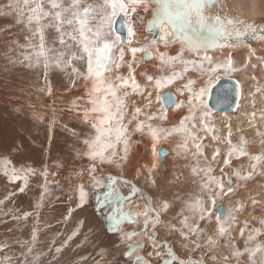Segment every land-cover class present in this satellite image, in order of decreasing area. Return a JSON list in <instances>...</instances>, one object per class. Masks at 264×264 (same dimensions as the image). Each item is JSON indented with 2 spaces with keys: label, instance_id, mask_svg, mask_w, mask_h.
<instances>
[{
  "label": "snow or ice",
  "instance_id": "obj_1",
  "mask_svg": "<svg viewBox=\"0 0 264 264\" xmlns=\"http://www.w3.org/2000/svg\"><path fill=\"white\" fill-rule=\"evenodd\" d=\"M152 5V10L149 12V7ZM137 8L149 13L147 18V30L153 31L159 29V40L167 47L169 44L179 42L181 45L180 51L176 56H169L165 59L163 53H159L161 61V71L164 66L169 69L173 68L174 62L182 64L183 70H172L170 75H161L154 78L152 75H146V80L152 82L155 80L157 89L155 99L159 103V108L154 112L145 111L150 109L152 104L153 93L147 92L145 104L143 108L136 106L133 101V111L128 112V98L132 93L144 95L141 85L136 81L133 65L136 63L135 56L137 52H146L147 55H152L151 45L157 43L156 39L149 41L142 47H131V39H129L128 47L130 48L133 59L127 61L128 76L125 77L119 74L121 62L125 57V44L118 29L113 28L114 23H121L126 27L128 37L135 35L133 25L135 20L131 14L136 13ZM228 8L221 3V0H103V3L98 5L84 4L83 0H7V3L0 5V16L13 17L16 24H24L27 31L31 34L25 36L27 43L21 45L18 41H13L17 48H23L26 51L21 53L22 58H9V62L13 65L19 63L27 68L43 67L45 77L50 65L56 67H68L72 60H85L86 57V74L81 73L79 69L73 68L72 71L83 76L86 81L91 82V86L87 88V105L82 109L83 122L88 124L93 133H90L82 140L85 146L83 151L76 150L77 156H84L89 159V164L86 169H81L77 172V176H83L86 171L89 177L87 185L77 183L73 188V193L76 197V207H82L87 203L90 195L94 193L98 208H102L106 203H112L110 214L107 216L113 230H117L120 234V241L125 246L123 256L127 257L126 264H229V256L216 254L219 244V238L228 236L229 239L225 242V247H230V255L238 259L243 253L236 248L234 241L231 239L230 229L231 224L236 222V212L244 209L243 203L237 201L234 206H230L226 214L218 200H222L229 194H234V188L231 186L229 179L225 191L224 181L213 175V162L218 163V157L221 155L219 147L212 150L211 160L205 154V145L198 131L209 133L214 125L208 123V118L211 113L204 101V96L207 95L215 83H218L220 77L216 76L217 70L224 68L226 72L236 71L232 67L233 60L231 56L224 62H214L213 58L207 53L210 49L228 47H236L243 41L249 32L257 33L258 27L264 29V24L257 26L254 22L238 18L234 15L227 14ZM123 14L122 21H117L116 17ZM136 19L143 21L145 17L137 15ZM8 28L11 25L6 26ZM47 29L54 30L52 35V43L58 41L61 49L56 50L46 47L45 31ZM39 42L33 43L36 38ZM264 41V35L257 37ZM72 41L69 43L68 41ZM232 41V43H229ZM74 45L76 50H73ZM186 50L195 54V59H183V53ZM31 49V51H27ZM12 49L9 47V52ZM119 56H116V52ZM204 53L201 56V53ZM54 53V54H53ZM79 53V54H78ZM250 55H255L254 50H250ZM257 60L264 62V58L256 57ZM207 62V67L205 66ZM196 68L206 79L201 81L202 86L198 89L192 85L196 81L189 79L182 88H177V92L183 94L185 91L188 94L187 100H177L171 93H162L159 90L167 84H172L173 81L182 78L183 73L188 71V66ZM255 67V65H253ZM113 68L116 70L113 73ZM109 73V75H105ZM74 86L75 81H72ZM131 88V92L128 88ZM239 88V85H237ZM257 92L261 88L256 89ZM49 94L51 88H48ZM239 94V93H238ZM82 99L80 97L77 100ZM223 98L218 95V103H222ZM174 105L176 109L188 106V115L181 119L179 127H174L171 130H166L159 126H154L149 121L154 119H167V106ZM73 107L79 111L76 101H73ZM19 111V109H16ZM199 113V120H196V114ZM144 116L145 120H140L139 117ZM127 119V123L125 120ZM192 120L191 127L188 126V121ZM135 123L134 131H143L147 127L152 140L153 155H157L156 143L161 138V133L170 135L172 131L182 133V143L179 145L183 149L185 155H191V158L197 161V164L191 168L194 176H198V180L193 183L198 185V191L189 194L188 199L182 201V207L177 218H179V227L172 220L163 219V215L167 214L171 204L167 200H157L155 203L150 197L143 194V189L139 188L135 182L132 183L131 190L127 196L121 194L113 181L118 178L108 174L105 184L98 175L101 173L104 165L115 166L121 168L128 161V155L131 148V134L129 133V125ZM54 123V121H53ZM199 126V129H198ZM76 135L75 130H71ZM229 136L231 131L229 130ZM215 141H220L221 137L212 135ZM189 142L195 151L189 149ZM230 147L227 154L223 157V165H231V157L233 154L238 156H248L249 153L243 147L232 145L231 140L228 141ZM264 145V140L261 141ZM179 154V153H178ZM203 158L204 165H200V160ZM251 160H264V153L260 155L250 156ZM11 161L7 158L0 160V165H3L4 174L10 181L23 179L27 186V174L33 173L34 169L8 168ZM156 167L153 164L148 168V182L156 185V180L152 177V171ZM252 171L246 174H241L239 170H235L233 175L238 180H248L253 177V173L257 167L256 164L250 165ZM220 171L224 174V168ZM139 174V170H137ZM45 177L44 192L41 196V201L37 204V208L43 206L44 194H51L47 186V168L41 173ZM264 175V173H260ZM53 175H55L53 173ZM226 175V174H225ZM124 184L129 183L127 179L122 181ZM239 186V185H238ZM106 188V191L100 192L99 189ZM19 191L23 192L24 187ZM12 194L0 200L2 206L6 199ZM139 198V199H137ZM180 199L179 197H176ZM72 199V196L69 197ZM132 201H136L132 203ZM141 201L143 203H141ZM252 204H256L257 200L252 198ZM127 204V206H125ZM215 210V219L217 230L215 236L207 235L206 229L200 226V221L206 223L211 222L213 212ZM74 209H68L70 216ZM13 213V209L8 212H0V215H8ZM32 213L24 212L22 216L12 215L14 221L19 222L21 219H27ZM37 219L39 213H36ZM67 219V217H65ZM190 220L192 222H190ZM81 223H83L81 221ZM134 225L135 227L124 228L123 225ZM264 225V219L260 221ZM164 227L169 233H178L180 239L178 243L184 249H204L199 255V259L189 255L186 259L181 258L175 252L173 246L168 240H159L157 229ZM247 227V221H245ZM11 231V230H10ZM78 231V230H77ZM255 234H259L260 229H254ZM72 235H76L73 232ZM241 235H244V229H241ZM133 237L137 239L133 240ZM72 236L68 237L71 240ZM255 236L250 232L247 236L244 252L249 255V264H257L254 259L256 253L261 254L259 264H264V245L259 243L254 247L248 246V241H253ZM201 240L204 243H201ZM21 247L20 264H45L41 259L42 253L36 251L38 242L37 229L33 227L30 240L16 241ZM55 243V242H53ZM66 243V242H65ZM8 247L6 242H0V250ZM149 249L145 255V249ZM56 253L61 252V247L55 248ZM13 257L5 256L0 260V264H12ZM60 264V261H56Z\"/></svg>",
  "mask_w": 264,
  "mask_h": 264
},
{
  "label": "bare ground",
  "instance_id": "obj_2",
  "mask_svg": "<svg viewBox=\"0 0 264 264\" xmlns=\"http://www.w3.org/2000/svg\"><path fill=\"white\" fill-rule=\"evenodd\" d=\"M221 3L227 6L228 8L227 14L234 15L238 18L245 19L250 22H254L257 26L264 24V0H221ZM152 4H154V0H152ZM138 10L140 12H136L131 15L132 19L135 20L134 24H136V25H133V30L135 32V35L131 37V47H138V48L142 47L153 39H156L157 43L155 45L150 46L151 52H152V55L150 56L147 55L146 52L136 53V56H135L136 63L133 65V67L136 69L135 76L139 75L141 77L140 81L142 83L140 85L142 87V90L144 91V95L142 96L139 93H132L130 95V97L128 98L129 114H131V112L133 111V103H132L133 101L135 102L136 106H141L143 108L145 104L147 92L149 91L153 93L152 104H151L150 109H144V110L149 111V112H154L159 108V103L155 99V95L157 91L154 85L155 80H153L152 82H148L146 80V75H144L143 73H147L148 75H152L154 78H156L161 75H165V76L170 75L172 70L182 71L184 67L182 64H180L177 61V62H174L172 69H169L167 66H164L163 71H161V67H160L161 61L159 59V53H163L165 55V59H167V57L169 56H176L177 53L180 51L181 45L179 42H177V43L169 44L167 47H165V45L159 40V36H160L159 29H155L153 31L147 30V18L149 17V13L145 12L143 8H137V11ZM151 10H152V5H150L149 7V12H151ZM141 11H144L145 13H141ZM137 15L145 17V20L140 21L136 19ZM255 17H258L259 19L257 21H254ZM0 18L2 22L7 24V26L10 25L7 23V20H9L8 17L0 16ZM21 26L22 28L26 29L24 24H20V28ZM117 28H118L117 23H114V29H117ZM262 30L263 29L258 27L257 33L254 34V33L249 32L245 37L241 38L243 42L237 45L236 47H228L227 45H225L223 48L210 49L207 53L209 56L213 58L214 62L215 61H218V62L226 61L229 58V56H231L233 60L232 67L236 69V71H232V73L234 74V77L225 75V77L221 78L218 82L220 83L222 80H225V79L235 80L236 83L239 85L240 91H241L240 99L238 101V104H236V107L234 110H231V111L214 110V108H212L209 105V102L212 97L214 87L219 84V83H216L210 89L209 93L205 95L203 98L207 104L208 110L211 113L210 117L208 118V123L210 125H214V128H212V130L207 134L204 133L203 131H198V134L204 137L202 142L206 146L205 154L208 156L209 160H211L212 150L214 148L219 147L221 149V155L217 158L218 163L217 162L212 163V167L214 169L213 175L220 177L224 181L225 191L227 187L229 186L227 185L229 179H231V186L234 188V194H229L228 196H225L222 200H218L217 203L222 205L223 210L225 211V214H226L227 209L230 206H234L237 201H240L244 205V209L242 211L235 213L237 219L235 223L231 224V229H230L231 239L234 241L236 248H238L243 253V255L239 257L238 262H237L236 257L230 255V251H231L230 247L224 246L225 242L229 239V237L225 236V237L219 238L220 246L218 247L216 254L218 256H220L221 254L228 255L229 264H248L249 263L248 262L249 255L248 253L244 252V248L246 246V240H247L248 234L250 232H252L253 235L255 234L253 232L254 229H260V232L258 235L255 234V239L253 241H248V246L254 247L255 244L257 243L264 245V225H261L260 223V221L264 219V175L260 174V173H264V160L257 162V161L250 159V156L260 155L261 153H264V145L261 144V141L264 140V89H261V91L259 92L256 91L258 87L262 88L260 85L262 82H264V62H261L257 60L256 58V57L264 58V41H261L257 38L260 35H264ZM53 32L54 30L52 29L46 30V34H45L46 47H51L50 39H52ZM119 34L122 36L123 42H125L128 38L126 27H125V35L121 34L120 31H119ZM30 35L31 34H29L28 36ZM38 42H39V38L37 37L33 41V43L38 44ZM25 43H27V41H25ZM229 43H232V41L231 42L229 41ZM55 44H57L56 46H58V48L55 47L57 48V50H62L59 43L56 42ZM55 44L53 43V46ZM128 44H129V39L127 43L125 44V57H124V61L121 62V68L119 69V74L125 77H127V74H128V69H127L125 62L131 61L133 59L130 48L128 47ZM11 45H12V41L8 43H2L1 41L0 53L1 51H3L5 52L4 54H7L9 51L7 53L6 51L9 50V47H11ZM13 50H15V48ZM250 50H254L255 55H250ZM27 51H31V49H27ZM8 55H11V54L8 53ZM200 55L203 56L204 53L202 52ZM116 56L117 57L119 56L118 51L116 52ZM14 58H15V55H14ZM195 58H196L195 54L188 52L185 46V51L183 53V59L190 60V59H195ZM6 61H7L6 59L2 61L4 63V68L3 69L0 68L1 75L2 73L3 75H5L6 73L8 76H11L10 78H17L19 76L17 73L19 70H21L22 65L17 63L14 65L15 67H12V65H8V63L6 64L5 63ZM75 63L76 62H74L73 64ZM206 63L207 62H205V66H206ZM238 63H241L242 65L240 69H237L236 67ZM253 65H255V67H253ZM188 68L190 69H188L187 72L183 73L182 78L176 80L177 83L173 82L172 84H170V87L162 88L159 91L160 92L162 91V93H165V94L166 93L173 94L177 102L180 100H187L188 98L187 92L185 91L183 94H180L179 92H177V88H182L183 85L186 84L189 79H192L196 81V83L194 84L195 86H192V87L198 89L200 86H202L201 81L203 79H206V76H202L201 73L193 66L189 65ZM23 69H25V71L27 70L26 75H28L27 78H25L26 76H23L24 78L21 79V81L22 80L23 82L25 81V84L19 85L16 82V79L15 81L13 79H10V82L7 81L6 83L7 85L12 87V90H18L21 93H16L14 95H5V96L0 97V102L2 104L0 106V111H1L0 112V160H3L5 158L10 160L11 164L8 165L9 169L13 167L16 168L17 170L28 169L30 167L21 168V164L32 165L31 168L34 169V174L33 173H23V172L20 174L22 176L27 174V184L30 185V182L33 183L34 181V185L39 192L35 194L34 192L35 188H32V186H29V185L25 186L23 179L16 180V181H10L9 178L4 174L3 165H0V200H4V198L8 196L10 193L12 194L10 198L5 200V202H7L8 205L0 206V212H8L9 209H13V213H9L6 216L5 215L0 216V242H6L8 245L6 249L0 250V260H3L5 256L13 257L12 264H20L21 247L16 241L30 240L33 227L37 229L38 242L36 244L35 250L39 252L41 251V248L47 246V244L52 245L51 239L53 235L55 233H56L55 235H57V233L60 231V228L58 226L51 228L53 231L52 233L49 229H44L46 225L44 223L45 218H46L45 216L48 213L47 214L44 213L45 207L42 206L40 208H37L36 206V204L41 201V196H42V193L44 192V188H43L44 182L41 179H45V177L41 173L44 171L45 165L41 167L40 164H35L32 160L27 159L24 156L18 155V150L16 149V146L14 145V139L11 141V144H10V134H12V128L14 124L13 118L17 113L16 98L18 97L24 98L27 100L25 101V104H29L28 100L32 101L34 94H45L46 93L45 86L47 88L50 87L51 92L57 89L60 85L58 82V77L60 76L59 69L60 70L65 69L67 77L71 76V79H69L71 81V84H72V81H75L76 79V76H74L73 72L68 67H63V66L56 67L54 64H52L47 70L48 79L46 83H42L41 81L39 84H37V86H35V83L37 81L36 79L38 78H34V76L32 75V72L34 69H37V71H40L41 67L34 68V69L33 68H27V69L23 68ZM37 71L36 73H39ZM115 72L116 70L113 68L112 74H115ZM20 75L22 76L24 74H20ZM105 75H109V73H105ZM73 88H76L78 92L79 89L76 87V85H74ZM35 89H36V92L34 91ZM128 89H129V92H131V88L129 87ZM245 89L247 93L251 96L246 97ZM29 94L30 96L28 97ZM244 102L248 103L249 108H246L243 105ZM55 103H56V98L52 94L48 100V106H49L51 113H50V117L48 116L49 118L46 117V123H53L54 118L52 117V115L55 116L56 114H59L65 117V115L62 114L60 109L58 111H55L53 109ZM188 114H189L188 106H184L179 109H176L174 105H171V106L168 105L167 106V119L160 120L157 118L152 121H149V123H152L154 126L162 127L166 130H171L174 127H179L181 119L187 116ZM127 119L128 118L126 117L125 123H127ZM139 119L145 120L146 118L144 116H140ZM195 119L199 120L198 112L196 114ZM59 123L67 126V124L62 120V118L59 119ZM135 123L136 122L134 121L131 125H129V133L131 134V148L129 151V155L130 156L138 155L139 157L141 156L142 163L140 164L137 163L138 162L136 161L137 159L133 160V158L136 157V156H133V158L131 157L127 161L126 164L122 165L121 168H116L115 166H111L110 169L107 168L108 171L111 170V172H113V171H116L114 169H119L120 170V171L118 170L119 174H121V172L122 174H124L123 177L119 176L121 180L127 179L131 181L132 183L133 181L135 182L137 181L139 183V186L144 188L145 191L149 192L150 183L148 182L147 179H146V182H143L142 175L145 174L146 177H148L149 175L148 168H150L153 164H156V167L152 171V177L156 180L155 189H158V188H162L163 190L172 189L174 191L178 189L181 192L185 190L184 193H182L181 195H178L179 197L182 198L181 199L182 201L184 199H188L189 194L197 192L198 185L194 184L193 181L198 180L199 177L194 176L191 172V168L197 164V161L192 159L190 154L185 155L183 149L179 147V145L182 143V133L175 132V131H172L170 135H165L161 133V138L156 143V149H157V155H155L157 158L156 160L155 156L154 155L151 156L148 151L149 148H152L153 140H152V137L147 127L145 126L143 131L137 132L133 130L135 128ZM187 123H188V126L191 127L192 120L190 119ZM88 128H89V125H83L81 128H76L75 133L77 135H74L73 132L69 130L68 133L72 136L75 147L65 149V151H63L61 148L55 149L58 156H54L55 159L53 158L54 161H52L54 163L53 165H46L47 168H50V169H47L48 174L51 173V171L53 172L54 170L59 169L60 163L68 162L69 160H67V157H70L75 154L72 158L76 159V156H77L76 150H80L82 146H84L82 144V140L85 138V136H87L90 133L87 131ZM65 129H67V127ZM198 129H199V126H198ZM229 130L231 131V136H229ZM63 131L64 129L61 130V132ZM136 133H138V136H136ZM69 134L66 133L65 135H69ZM214 134L220 136L221 140L220 141L213 140L211 137ZM229 140H231L232 145L240 146L241 144H243V147L249 153V155L248 156H238L237 154L234 153L233 156L231 157V165L224 166L223 157L224 155L227 154L228 148L230 147L228 143ZM138 144H141V145H138ZM189 149L191 151H195V149L192 148L191 146V142H189ZM137 150H142L143 152L139 153ZM253 163L256 164L257 167L251 179L238 180L237 177L233 175V172L235 170H239L242 175L246 174L248 171H252L250 165ZM134 164L136 165L134 167H131V165H134ZM200 165L201 166L204 165L203 158H201L200 160ZM221 167L224 168V174H222L220 171ZM137 170H139V174ZM104 173L105 175H107L108 172L106 173L104 171ZM49 177H51L49 181L52 184V186L51 185L50 186L54 187V188L49 187V189H50L51 194L54 195L58 191V186H59L58 180L56 177L54 176L52 177V175ZM174 178L176 179V181L179 179H182L183 181L181 180L182 181L181 183L174 182ZM168 182H170L171 185L170 183L167 184ZM164 183L166 185H163ZM175 184L177 185L179 184L180 187H177V188L174 187ZM168 186H172V188ZM21 187H24V191H25L24 198H22V196L19 195V192H20L19 189ZM145 191H143L144 196L151 197L153 195L154 203L157 200H160V198L156 197V191L149 192V193ZM35 196H38L39 200H36ZM48 196L49 194H46V193L44 194L43 204L45 203L44 201L46 198H48ZM172 196L163 197L162 199L167 200L169 202H173ZM252 198H255L257 200V203L255 205L252 204L251 202ZM93 202H94L93 210L87 212L86 209H83L82 211H78L77 213L73 214L70 219L74 222L75 220L78 219L80 214L85 215L84 217L85 225L83 226V228L81 226V228L84 230L87 229L88 226L91 225V224L89 225V221H93L92 219L96 220V223L98 222L99 225L101 226L100 228H102L101 232L98 233L100 235L101 233L104 232L103 230L104 228L102 226L103 218H101L102 215H100V209L96 207L97 203H96L95 198H93ZM170 209L168 211V214H165V215L167 216L169 214L170 215L172 214V216L169 219L172 220V222L174 223L175 220L173 219L176 218L178 210L176 206ZM23 210H26L25 212L32 213V215H30L27 219H21L19 222L14 221L12 219V215L15 214L17 216H22L21 214L19 215V213ZM37 212L39 213L38 219L36 216ZM51 217L52 219L57 220V218H59L60 216L51 215ZM245 221H247V227H245ZM177 222L175 221L176 226L177 224H179V222L178 223ZM190 222L192 221L190 220ZM200 226L206 229L207 235L215 236V233L217 230L215 210L213 212L211 222L206 223L204 221H200ZM128 227L131 228L130 226ZM242 228L244 229L243 236L241 235ZM160 231L163 237H170V238L174 237L175 239L179 240L177 238L179 237L178 233L176 234L169 233L168 229L164 227H160ZM82 233L85 234V232H82ZM105 238H109L108 244L107 243H104V244H106L105 247L110 251V247H111L110 238H111V241L112 240L114 241V242L112 241L113 246L116 245L115 244L116 239L113 234H110V235L105 234ZM89 240L91 241H87L84 243L82 242L80 247H82L83 249H90L91 251V248L94 247L93 246L94 241H92V239H89ZM93 240H95V236ZM61 242L56 243V246L54 245L52 252L46 255L45 260H44L45 264H56V260H58V257H57V253L55 252V248L57 247V245L62 244ZM201 243L203 244L204 241L201 240ZM175 245H176L175 252L177 253V255L179 254L183 255V257L184 256L188 257L189 255H192L194 251L197 253V258L199 259L198 254L204 250L203 248L202 249H192V248L184 249L183 247H180L177 244ZM101 249H104V248H101ZM67 258H69V256H67ZM77 258L67 259L66 264L78 263ZM254 259H256L257 264H259L260 259H261V254L256 253ZM119 263H120V260H119ZM122 263L126 264V261ZM60 264H63V263H60Z\"/></svg>",
  "mask_w": 264,
  "mask_h": 264
},
{
  "label": "rangeland",
  "instance_id": "obj_3",
  "mask_svg": "<svg viewBox=\"0 0 264 264\" xmlns=\"http://www.w3.org/2000/svg\"><path fill=\"white\" fill-rule=\"evenodd\" d=\"M6 3H7V0L0 1V5H4ZM83 3L84 4L98 5V4L103 3V0H83ZM139 10L136 12H140ZM141 13H145V12L141 11ZM132 14H134V13H132ZM8 18H9V20H7V23L11 25L10 28L6 27L7 24L2 22L1 18H0V40L2 41V43H8L11 41L12 42L18 41L19 44L23 45L26 41L25 36H28L30 33L27 31V29L22 28V26L20 28V24H16L15 19L13 17H8ZM117 18L118 17H116V20H117ZM134 25H136V24H134ZM113 28H114V24H113ZM45 34H46V31H45ZM1 41H0V43H1ZM127 41H128V38L124 42V44H126ZM68 42L72 43V41H70V40ZM57 43H58V41H57ZM56 45L57 44H55L53 46L52 39H50V46L51 47H49V48L54 47V49L57 50L58 46H56ZM55 47H57V48H55ZM14 48H15V50H13ZM11 49H12L11 52H8L9 50H7L6 53L8 52L9 54H11L13 56L8 55V53L4 54L5 52L1 51V53H0V60H1L0 61V68H2V69L4 68V63L2 62V61H4V59L7 60L5 62L6 64L8 63V65H12V67H15L13 64H11V63L9 64L8 58L14 57V55H15V58L20 59V58H22L21 53L26 51L23 48H17L14 43H12ZM73 50L74 51L76 50L75 46L73 47ZM13 52H14V54H13ZM3 56H4V58H3ZM6 56H7V58H6ZM8 56H10V57H8ZM74 62H76L75 63L76 66H75V64H73ZM145 62H147V61H145ZM215 62H218V61H215ZM222 62H224V61H222ZM206 66H208L207 63H206ZM236 67H237V69H240L242 67L241 63H238L236 65ZM23 68L27 69L26 66L22 65L21 70H19L17 73L20 77L17 75L18 76L17 78H10L11 76H8L6 73H5V75H3V73L1 75V73H0V97L5 96V95H14L16 93H21L18 90H12V87L7 85L6 83H7V81L10 82V79H13L14 81L16 79V82L19 85L25 84V81L23 82V80L21 81V79L24 78L23 76H26L25 78H27L28 75H26L27 70L25 71V69H23ZM68 68L71 71L73 68H77V69H79V71L81 73L86 74V57H85V60H72L71 64L68 66ZM188 69H190V68H188ZM36 71H37V69H34L32 72V75L34 76V78H38V79H36L37 81L35 83V86H37V84H39L41 81H42V83H46V81L48 79V75L45 77V72H44L43 67L41 66L40 71H37L39 73H36ZM59 71H60V76L58 77V82L60 85L57 89L52 91L50 94L48 92V88L45 86L46 93L45 94H34L32 101L28 100L29 104H25V101H27V100L24 98H20V97L16 98V101H17L16 108L19 109V111H17L16 115L13 118L14 124H13V128H12V134H10V144H11V141L14 139V145L16 146V149L18 150V155L24 156L27 159L32 160L35 164H40L41 167H43L45 165L46 168H47L46 165H53L54 163L52 161H54V159H55L54 156H58L55 149L61 148L63 151H65V149L75 147L73 138L68 133L69 130H73V129L75 130L76 128H81L83 125H88V124L84 123L82 120V109L86 106L90 107V105H87V103H86V101H87L86 93H87V88L91 86V82L86 81L83 78V76L78 75L77 73H74L72 71L74 76H76L74 85H76V87L79 90L81 89L80 91L78 90V92H77V89L73 88V86H72L73 84H71V81L69 80V79H71V76L67 77L65 69H63V70L59 69ZM20 74H24V75L21 76ZM225 75L226 76L229 75V76L234 77V74L232 73V71L226 72L224 68H220L217 70L216 76H219V77L221 76L220 79L225 77ZM173 82L177 83L176 80ZM26 83H28V82H26ZM192 86H195V85H192ZM260 86L262 87L261 89H264V82H262ZM167 87H170V84L166 85L164 88H167ZM34 91L36 92V89ZM245 91H246V89H245ZM52 94L56 98V103H55L53 109L55 111H58L60 109L62 114L65 115V117L62 115H59V114H56L57 116L52 115V117L54 118V123H46V117H48V116L50 117V113H51L49 106H48V100ZM82 94H84V95H82ZM245 95H246V97L251 96L247 93V91H246ZM29 96H30V94L28 95V97ZM78 97H80L82 99L77 100ZM73 101H76V104H77L78 108L80 109L79 111L77 110V108L73 107ZM18 103H20V104H18ZM1 105L2 104L0 102V106ZM243 105L246 108H249V105L247 102H244ZM212 112H213V110H212ZM60 116H62V117H60ZM61 118L67 124V126L59 123V119H61ZM53 124H54V126H53ZM66 127H67V129H65ZM53 128H54V130H53ZM63 129H64V131L61 132V130H63ZM87 131L90 133L94 132V130H92L90 128V126L87 129ZM66 133L69 135H65ZM87 136H85V138ZM136 136H138V133H136ZM169 143H170V141H169ZM138 145H141V144H138ZM84 148H85V146H82L80 151H83ZM137 151L139 153L143 152L142 150H137ZM148 151H149V154L151 156H153L152 148H149ZM74 155L67 157V160H69L68 162L60 163L59 169L54 170L53 172L51 171V173H49L47 176V179H48L47 180V186L48 187L54 188V187H51L52 184L49 181L51 178L49 176H51V175H52V177L54 176L57 178L59 186H58V191L56 192V194H54V195L50 194L48 196V198H46L44 201L45 202L43 204V207H45L44 213L50 214V215L45 214L46 218H45L44 223L46 225L44 224L45 225L44 229H49L52 233L53 231L51 228L58 226L60 228V231L57 233V235H55L56 233L53 235V237L51 239L52 245L47 244V246L41 248V251H40V252H42L41 259L44 261L46 255H48L49 253L52 252L54 245L56 246V243H59L62 240L61 243L63 245L62 244L57 245V247H61V251H62L60 253H57L58 261H60V263L66 264L67 259H69V258L73 259V258L78 257L77 258L78 263H76V264H89V263L90 264H111V263L112 264H124L122 262L127 261V257L122 255V253L125 251V246L120 241L119 232L117 230H113L110 222L107 219V216L110 214L112 208L114 207V205L112 203H106V204H104V206L102 208H99L100 209V215H102L101 218H103L102 219V221H103L102 226L104 228L103 229L104 234L103 233H101L100 235L98 234L99 232H101L102 228H100L101 226L99 225L98 222L96 223V220H94V219H92L93 221H89V225L90 224L91 225L88 226L87 229H85V230L82 229L83 226L85 225V220H84L85 215L80 214V216L78 217L79 220L77 219L74 222L70 219L73 214L77 213L78 211H82L83 209H86L87 212L93 210V203H94L93 198H95V190H94V193L90 195V198L88 199L86 204H84L82 207H76L77 200H76V197L73 193L74 186L77 183H81V182L84 183L85 185H87L89 182V177H88V174L86 171L84 172L83 176H77L76 173L81 171V169H86L90 161L87 157H83V156H76V159H74V158H72ZM133 156H136V157L133 158ZM133 156L129 155L128 160L132 157L133 160L137 159L136 160V161H138L137 163H139V164L142 163L141 156L140 157L138 155H133ZM155 159L157 160L156 156H155ZM126 163H124V164H126ZM136 164L131 165V167H134ZM22 167H30L31 168L32 165L21 164V168ZM110 167H111V165H104L101 173L98 175V178H100L105 184H107L108 183L107 175L108 174L114 175L115 177L118 178L116 181H113L116 184V187L120 190L122 195L127 196L128 192L131 190L132 182L128 180V182L130 184H128V183L124 184L122 182L123 180H121L119 178V176L123 177L124 174H122V172H121V174H119V171H120L119 169H114L116 171H113V172H111V170L108 171V169H110ZM47 169H50V168H47ZM105 169H107V170H105ZM104 171L106 173L108 172L107 175H105ZM52 173H54L55 175H53ZM142 176H143V182H146V179H147L146 175L143 174ZM41 180L44 182V186H45V183H46L45 179H41ZM181 180L182 179H179L176 181V179L174 178V182L181 183L183 181V180L182 181ZM133 182H135V181H133ZM31 183L32 182H30V185L29 184H27V185L32 186V188L36 189V190L34 189L35 194L38 193L39 191L35 187L34 181L32 184ZM135 183L139 188H141V189H143V191H145L144 188L139 186V183L137 181ZM169 183L170 182H168L167 184H169ZM124 185H126V186H124ZM163 185H166V184L164 183ZM170 185H171V183H170ZM175 185H174V187H176V188L180 187L179 184L178 185L175 184ZM227 185H229V184H227ZM168 187L172 188V186H168ZM106 190H107L106 188L99 189L100 192H103ZM149 190H150L149 192L156 191V197L160 198V200L163 197H169V196L173 195L174 196V197L172 196L173 202H170V204H171L170 208L176 206L177 210H178L177 213L180 212L181 207H182V200H181L182 198L179 197L178 195H181L182 193H184L185 190H183L181 192L178 189H176L175 191L172 189H170V190L169 189L163 190L162 188L155 189V186H152L151 184H150ZM24 192L25 191L19 192V195H21L22 198L25 197ZM145 192L149 193L148 191H145ZM70 196H72L71 200L69 199ZM35 197H36V200H39L38 196H35ZM176 197H179L180 199H177ZM150 198H152V200L154 202L153 195ZM137 199H139V198H137ZM184 200H186V199H184ZM135 202L136 201H132V203H135ZM141 203H143V202L141 201ZM37 204H36V206H37ZM7 205H8V203L4 202V204L2 206H7ZM45 205H47L48 208ZM125 206H127V204ZM49 207H50V209H49ZM69 208L74 209V211L72 212V214L70 216L68 215V209ZM179 208H180V210H179ZM25 211L26 210L21 211L19 213V215L20 214L23 215V212H25ZM55 212H56V214H55ZM104 214H105V216H104ZM51 215H57L60 217L57 218V220H54V219H52ZM171 216H172V214L171 215L169 214L167 216L164 214L163 219L168 220ZM65 217H67V219H65ZM86 217H88V216H86ZM173 220H175L176 222L177 221L179 222V218H177V216ZM81 221L83 223H81ZM175 221H174V224H175ZM59 222H61V223H59ZM86 223H87V221H86ZM81 226H82V228H81ZM128 226L135 227L134 225H128L127 223H125L123 225V227L124 228L127 227V229L129 228ZM179 226L180 225L177 224V227H179ZM108 227H109V229H108ZM109 230H111L112 232ZM157 230H158L157 232H158L159 240L161 239V241H163V240H166L168 238L167 240L173 246L174 250H176L175 244H177L181 247V245L178 243L179 240L175 239L174 237L173 238L163 237L162 234L160 233L161 232L160 227ZM73 232H76V235H72ZM82 232H85V234ZM105 234H107V235L113 234L115 239H116V242H115L116 245L113 246L112 245L113 240L111 241V238H110V246L112 247V248L110 247V251L105 247L106 244H104V243L108 244V240H109V238H105ZM79 235H80V237H79ZM69 236H72L71 240H68ZM94 236H95V240H93ZM254 236H255V234H254ZM177 238L180 239L179 237H177ZM89 239H92V241H94V243H93L94 247L91 248V251L93 250L92 252L90 251V249H83L82 247H80L82 242L84 243L87 241H91ZM135 239H137V238L133 237V240H135ZM53 242H55V243H53ZM101 248H104V249H101ZM104 250H106V251H104ZM148 250L149 249H147V248L144 250L145 255L147 254ZM73 254H74V256H73ZM67 256H69V258H67ZM178 256H180L181 258H185V259L187 258L185 256L183 257V255H180V254ZM191 256L195 259H198L197 253L194 251H193V254ZM94 258H95V260H94ZM60 259H62V260H60ZM119 260H120V263H119ZM83 261H85V262H83Z\"/></svg>",
  "mask_w": 264,
  "mask_h": 264
},
{
  "label": "water",
  "instance_id": "obj_4",
  "mask_svg": "<svg viewBox=\"0 0 264 264\" xmlns=\"http://www.w3.org/2000/svg\"><path fill=\"white\" fill-rule=\"evenodd\" d=\"M123 14L118 16L117 21H122ZM259 18L255 17L254 21H257ZM118 30L121 34L125 35V27L121 23H117ZM264 33V29L262 30ZM219 83V82H218ZM237 83L232 79L222 80L217 86L214 87L212 97L210 99L209 105L214 108V110L220 111H231L234 110L236 104L240 99V87L237 88ZM239 93V94H238ZM218 95L223 98L222 103H218ZM171 106V105H170ZM225 212V211H224Z\"/></svg>",
  "mask_w": 264,
  "mask_h": 264
},
{
  "label": "crops",
  "instance_id": "obj_5",
  "mask_svg": "<svg viewBox=\"0 0 264 264\" xmlns=\"http://www.w3.org/2000/svg\"><path fill=\"white\" fill-rule=\"evenodd\" d=\"M128 39H131V38L128 37ZM127 76H128V74H127ZM135 78H136V81H137L139 84L142 83V82L140 81L141 77H140L139 75H136ZM154 85H155V83H154ZM128 91H129V89H128ZM161 92H162V91H161Z\"/></svg>",
  "mask_w": 264,
  "mask_h": 264
}]
</instances>
